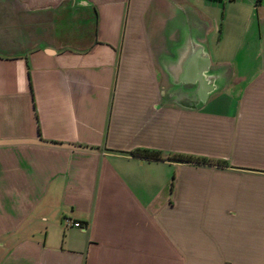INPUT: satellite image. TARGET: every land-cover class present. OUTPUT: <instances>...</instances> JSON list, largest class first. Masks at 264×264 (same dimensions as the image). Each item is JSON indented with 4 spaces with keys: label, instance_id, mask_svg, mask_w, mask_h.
Wrapping results in <instances>:
<instances>
[{
    "label": "crops",
    "instance_id": "1",
    "mask_svg": "<svg viewBox=\"0 0 264 264\" xmlns=\"http://www.w3.org/2000/svg\"><path fill=\"white\" fill-rule=\"evenodd\" d=\"M0 264H264V0H0Z\"/></svg>",
    "mask_w": 264,
    "mask_h": 264
},
{
    "label": "trees",
    "instance_id": "2",
    "mask_svg": "<svg viewBox=\"0 0 264 264\" xmlns=\"http://www.w3.org/2000/svg\"><path fill=\"white\" fill-rule=\"evenodd\" d=\"M137 154H141L147 157H152V158H160L161 155L160 153L156 151H151V150H142V151H134ZM177 158L183 159V160H196V161H201L205 160V158L201 157H194V156H185V155H176Z\"/></svg>",
    "mask_w": 264,
    "mask_h": 264
},
{
    "label": "built area",
    "instance_id": "3",
    "mask_svg": "<svg viewBox=\"0 0 264 264\" xmlns=\"http://www.w3.org/2000/svg\"><path fill=\"white\" fill-rule=\"evenodd\" d=\"M72 224L76 226H84L80 221H74Z\"/></svg>",
    "mask_w": 264,
    "mask_h": 264
}]
</instances>
